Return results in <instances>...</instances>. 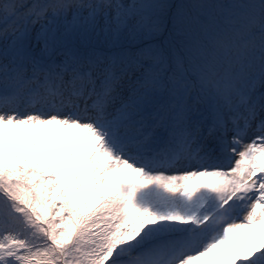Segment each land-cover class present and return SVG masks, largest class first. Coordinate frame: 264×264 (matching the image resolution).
Here are the masks:
<instances>
[{"label":"snow or ice","instance_id":"snow-or-ice-1","mask_svg":"<svg viewBox=\"0 0 264 264\" xmlns=\"http://www.w3.org/2000/svg\"><path fill=\"white\" fill-rule=\"evenodd\" d=\"M0 264H264V0H0Z\"/></svg>","mask_w":264,"mask_h":264},{"label":"rangeland","instance_id":"rangeland-1","mask_svg":"<svg viewBox=\"0 0 264 264\" xmlns=\"http://www.w3.org/2000/svg\"><path fill=\"white\" fill-rule=\"evenodd\" d=\"M248 231H249L248 229H240V230H236V231L230 233L231 241H230V244L228 246L232 247L236 250H239L240 245H239L238 241L244 240L245 242H247V235H245V233L247 234Z\"/></svg>","mask_w":264,"mask_h":264},{"label":"bare ground","instance_id":"bare-ground-1","mask_svg":"<svg viewBox=\"0 0 264 264\" xmlns=\"http://www.w3.org/2000/svg\"><path fill=\"white\" fill-rule=\"evenodd\" d=\"M244 235V234H243ZM245 235H246V233H245Z\"/></svg>","mask_w":264,"mask_h":264}]
</instances>
